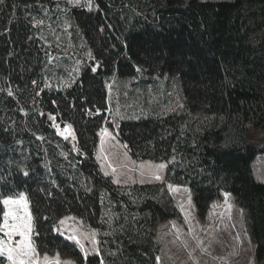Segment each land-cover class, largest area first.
<instances>
[{
    "label": "trees",
    "instance_id": "1",
    "mask_svg": "<svg viewBox=\"0 0 264 264\" xmlns=\"http://www.w3.org/2000/svg\"><path fill=\"white\" fill-rule=\"evenodd\" d=\"M94 2L0 4V193L28 197L42 253L84 264L53 230L73 215L99 231L104 264H156V226L182 220L168 184L190 187L201 216L228 192L264 264L252 164L263 149L248 137L249 125L264 133V0ZM127 83L144 115L116 117L119 139L136 159L166 162L162 181L116 184L99 168L107 99L122 103ZM69 124L75 139L60 134Z\"/></svg>",
    "mask_w": 264,
    "mask_h": 264
},
{
    "label": "snow or ice",
    "instance_id": "2",
    "mask_svg": "<svg viewBox=\"0 0 264 264\" xmlns=\"http://www.w3.org/2000/svg\"><path fill=\"white\" fill-rule=\"evenodd\" d=\"M4 0H0L2 4ZM68 2L74 6L86 7L89 11L93 10V0H68ZM39 23H42L40 21ZM99 65H97L98 67ZM96 71V68L92 69ZM139 71V69H138ZM35 83V81H33ZM2 91V89H0ZM8 94L12 95V89H8ZM182 107V105H178ZM99 112V109L96 110ZM111 112V109H108ZM174 111V109H173ZM43 115V113H41ZM119 117L124 119L125 117L121 115L119 108L117 107L113 120ZM139 119L140 117H134ZM50 120H55L56 118L49 114ZM56 127H59L58 125ZM119 125H117L118 129ZM65 136V139L69 135L75 139V134L72 131V126L69 124L66 126L64 131L60 133ZM101 153L97 155V159H102L104 164V174L113 175L115 177L114 182L116 184L121 183V175H126L127 179L124 183H136L132 178L131 173L137 172L140 176L139 183H145V177L148 178V182L152 180L162 181L164 179L163 171L167 168L166 162L155 163L153 161H142L137 164L135 161H131L127 152V144L120 145L126 151L124 152V162H121L118 166L113 165L112 159L108 156L107 153L103 151L105 139L108 137L110 140L115 141L119 145V141L116 140V136L113 135L107 127L101 130ZM118 135V133H117ZM43 139V137H40ZM175 151V150H173ZM176 157H172V161H175ZM131 163L132 167H129ZM127 169L126 172L123 170ZM110 170V171H109ZM24 176L28 175L27 171L23 172ZM2 179V178H0ZM168 188L171 192L183 193L186 196L187 208L185 207V200L182 199L179 204L181 212L184 214V221L188 225L189 233L192 235V239L196 241L197 247L205 255H211L209 248L211 247L212 240H209L208 246H205V241L201 239L196 234V227L193 224V219L191 217V207H192V196L190 189L183 186H173L168 185ZM90 190V189H89ZM225 211L227 213L228 219L231 220V213L233 210V205L228 203L230 200V194L225 193ZM240 215L243 217V210H240ZM43 220H47L48 217H41ZM223 219V217H221ZM112 217L109 215L108 223L111 224ZM69 221L76 222L75 217L66 216L59 220L58 224L53 226V230L57 233H60L65 237L66 240L74 243L78 247L79 251L82 253L84 264H87L89 255L100 256L99 264H104L103 256L100 255L101 241L98 239L99 231L97 229H91L87 231H81L80 227H72L69 225ZM79 225H83V221L78 222ZM198 224V222H197ZM235 227V225H232ZM172 229L175 231L176 238H180L182 235V229L179 228L175 222L171 224ZM211 225L207 229L200 227L201 232H211ZM109 233H105L108 235ZM246 235V233H245ZM39 232L36 228V217L33 215L31 209V202L25 194H17L16 196L4 197L3 193H0V264H75V261L72 260H62L59 252L49 255L47 252H41L37 244V237ZM215 237L213 236V240ZM236 241L237 248L233 252L229 253V257L233 255H238V249L243 244V240L239 233L233 238ZM183 245L185 248L188 247V241L184 240ZM229 257H212L214 260H219L221 264H228ZM190 258L194 264H199V259L190 252ZM161 258L157 257L159 261Z\"/></svg>",
    "mask_w": 264,
    "mask_h": 264
},
{
    "label": "rangeland",
    "instance_id": "3",
    "mask_svg": "<svg viewBox=\"0 0 264 264\" xmlns=\"http://www.w3.org/2000/svg\"><path fill=\"white\" fill-rule=\"evenodd\" d=\"M64 1L68 2V0H64ZM202 1H224V0H202ZM81 3H83V0H81ZM93 5L95 7L94 0H93ZM124 88H125L123 92L124 95H122L124 101L117 105L121 115L125 117L124 119L121 120L123 121L139 120L141 116L144 115V112L140 111L142 109V105H141L142 103L132 99L126 100V98L132 95V93L130 92L134 89V87L127 83ZM140 97L141 96L139 95L137 96V98ZM134 117H140V118L136 119ZM110 119L113 124V127H109L108 124H103L102 128L99 130V135L101 133V130L107 127L109 131H111L113 135L116 136V140L119 141V145H117L115 141L110 140L108 137H104L105 144L103 151L107 153L108 156L112 159L113 165L118 166L121 162H124L125 160L124 152L126 150L120 146V145H124L125 143L122 142L117 135L119 131V128L117 129L118 121L116 120V118L115 121L113 120V118ZM248 137L254 140L255 142H257L261 147V149H263V151L253 160L252 164L254 170L253 174L255 175L256 180L260 182L262 181L264 182V133L260 130L255 129L252 125H249ZM99 143L100 144L97 153L95 155L96 158L97 155L101 153V141ZM127 152L131 161H135L137 164H139L142 161L150 160V159H136L131 154H129L128 149ZM150 161H153L155 163H161L154 160H150ZM97 162L100 165L99 168H101L102 172L104 173V164L102 159H97ZM129 167H132L131 163H129ZM166 169L163 171V176L166 173ZM123 171L126 172L127 169H124ZM107 176H110L112 177L111 179L115 180V177L113 175L110 174ZM131 176L136 182L139 183V180L141 178L137 172L131 173ZM120 179H121V183H120L121 185L128 184V183H124V181L127 179L126 175H121ZM144 179H145V183H148V178L145 177ZM173 186H177V185H173ZM183 187L189 189L188 186H183ZM190 191L192 196L191 217L194 218L193 224L196 227V234L205 241V246H208L209 240H212L211 247L209 248V252L211 253V255L203 254L197 247L196 241L192 239V235L189 233L188 225L184 221V214L181 212L179 207V204L181 203L182 199L185 200V207L186 208L188 207L186 203V196L183 193L174 194L173 192L170 191L174 201L176 202L179 208V211L181 212L182 220L177 221L174 219H170L161 223L160 226L159 225L156 226L154 230L156 234L155 239L157 240L160 246L158 257H160L161 259L159 261L157 260V262L155 263L156 264H194V262L190 258V252H191L199 259V264H221L219 260H214L212 257H229V253L233 252V250L237 248L236 241L233 239L237 233L240 234L241 239L243 240V244L238 249V255H233L229 257L228 264L256 263L257 261L256 259H254L255 258L254 247H253L254 243L250 239V235H248L249 232H248V225L246 223L247 222L246 215L245 212L243 211V217H241L240 210L242 209L236 204L234 197L230 195V200L228 201V203H231L233 205L231 220H229L227 213L225 211L226 205H225L224 194L222 200L218 201L220 203L216 201L213 202L211 204L210 210L204 216H201L199 213H197L195 201H193L194 200L193 193L191 189ZM67 216L75 217L73 215H67ZM221 217H223V219H221ZM75 218H76V222L73 221L68 222L69 225H71L72 227H80L81 231H87L89 230V228L93 229L92 227L86 225L84 222L83 225H79L78 222L82 221V219L78 217ZM172 222H175L176 225L182 229V235L180 238H176L175 231L171 227ZM233 224L235 225V227L232 226ZM209 225H211V229H212L211 232L200 231L201 226L207 229ZM213 236L215 237L214 240H213ZM184 240L188 241L187 248H185L183 245ZM61 259L72 260L63 257H61ZM75 264L78 263L75 262ZM89 264H95V263H89Z\"/></svg>",
    "mask_w": 264,
    "mask_h": 264
}]
</instances>
